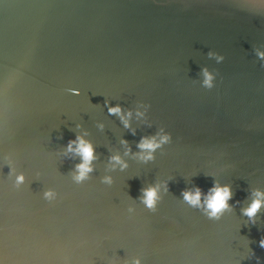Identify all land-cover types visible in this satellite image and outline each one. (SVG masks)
Instances as JSON below:
<instances>
[{
  "label": "water",
  "instance_id": "1",
  "mask_svg": "<svg viewBox=\"0 0 264 264\" xmlns=\"http://www.w3.org/2000/svg\"><path fill=\"white\" fill-rule=\"evenodd\" d=\"M264 17L239 0H0V259L4 264H106L141 255L144 264H235L241 236L264 264V210L244 225L240 208L264 188ZM209 50L225 56L216 64ZM217 72L203 89V66ZM79 90V95L67 89ZM105 100L125 110L151 105L152 126L135 118L133 135ZM82 125L77 129L76 125ZM103 124V129L98 127ZM165 127L172 143L143 163L112 171L126 139ZM95 146L90 179H72L79 157L62 153L77 133ZM7 155L26 183L8 179ZM215 178L241 201L217 222L189 208L185 187L206 191ZM195 173V175H193ZM111 175V185L102 177ZM169 177L155 212L136 198ZM54 189L58 199L42 193ZM135 208L134 214L127 209ZM239 229V232H238ZM241 264H256L255 258Z\"/></svg>",
  "mask_w": 264,
  "mask_h": 264
},
{
  "label": "clouds",
  "instance_id": "2",
  "mask_svg": "<svg viewBox=\"0 0 264 264\" xmlns=\"http://www.w3.org/2000/svg\"><path fill=\"white\" fill-rule=\"evenodd\" d=\"M239 3L244 7L252 16L264 17V0H239ZM253 52L260 65L264 68V44L253 45ZM209 59L220 64L225 60L223 54L217 51L209 50L207 53ZM217 72L210 69L207 65L203 66L199 72V85L203 89L211 90L216 86ZM13 80L11 78L5 79L0 82V91L6 90L11 87ZM70 94L79 95V90L70 88L67 89ZM105 107H107L109 115L118 116L124 128L129 129L133 135L136 134V129L132 127V120L135 118L138 121L144 122L147 126L151 127V121L148 119L151 105L142 100L137 101L136 107L125 110L120 104L112 105L110 101L105 100ZM98 127L103 129V124ZM77 129L82 128V125L77 124ZM88 132L77 133L74 139H70L64 147L62 155L65 158L71 159L72 157H79V162L74 165L72 170V179L75 183L81 184L90 179L91 173L95 171L93 162L98 159L95 153V146L93 143L86 139ZM172 134L167 131L165 127H159L155 134L141 136L136 144L138 151L133 152L126 139H121L120 144L124 146L123 156L116 152L108 157L109 167L112 171L117 168L124 171L129 167L128 161L124 157L131 156L143 163L155 161L156 153L158 150L163 149L166 145L172 143ZM8 160V179L12 182V187L19 189L26 183V176L23 171H18L15 165L11 162L7 155L4 156ZM3 166L0 165V168ZM213 176L211 186L206 190H202L200 186L191 184L190 187H185L181 193V199L189 208L198 210L205 218L210 221H220L226 213L234 211V206L243 202L235 201L229 203L233 199V190L231 184L221 183L219 179L215 178L214 173H206ZM195 175V173H193ZM172 177L165 180H157L148 184L140 189V194L136 198L143 207L149 211L155 212L159 202L162 200L163 195L169 191V181ZM102 183L111 185L113 177L105 175L102 177ZM59 194L52 188L46 189L42 193L44 200L53 202L58 199ZM246 204L240 208V215L246 217L247 220L244 225H255L257 223L258 215L264 210V188L254 187L248 192ZM136 211L135 208L129 207L127 212L131 215ZM239 232V229H238ZM243 242V251L236 250L235 254L239 259L235 264H241V261L255 258L256 264H262L261 258L255 255V252L250 248V240L241 236ZM261 249H264V235H262L257 242ZM0 264H4L3 259H0ZM106 264H144L141 255H134L120 260H108Z\"/></svg>",
  "mask_w": 264,
  "mask_h": 264
}]
</instances>
